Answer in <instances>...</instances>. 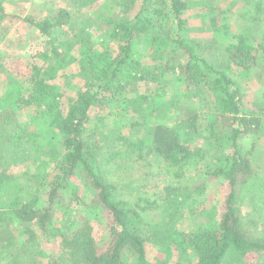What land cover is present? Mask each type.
Masks as SVG:
<instances>
[{"label": "trees", "instance_id": "obj_1", "mask_svg": "<svg viewBox=\"0 0 264 264\" xmlns=\"http://www.w3.org/2000/svg\"><path fill=\"white\" fill-rule=\"evenodd\" d=\"M66 1L78 10L101 2ZM194 3L211 34L202 39L187 34ZM113 5L119 11L96 23L105 31L98 43L86 29L73 36L77 45L53 38L72 25L65 9L28 17L43 50L16 72L0 63L9 79L0 96V264H264V158L256 143L247 153L240 145L251 133L264 138V0ZM137 49L154 64L142 66ZM76 63L79 90L63 104L56 82ZM253 76L261 96L247 113L244 89ZM139 79L156 89L132 93ZM167 79L182 84L193 105L165 100ZM100 109L122 126L95 128ZM199 157L213 160L210 171L186 181ZM208 181L219 186L216 202L205 200ZM184 210L206 211L211 222L180 231ZM103 214L113 221L98 235L90 219Z\"/></svg>", "mask_w": 264, "mask_h": 264}, {"label": "rangeland", "instance_id": "obj_2", "mask_svg": "<svg viewBox=\"0 0 264 264\" xmlns=\"http://www.w3.org/2000/svg\"><path fill=\"white\" fill-rule=\"evenodd\" d=\"M114 2L115 0H101L99 7H94L91 9L90 7H87L86 9L84 8L78 10L74 5L70 4L66 0H0V8H2V10L0 11L1 14H3L4 19L3 22L0 23V34L4 36L2 40L0 39V63H2L5 68L11 73L16 72L18 68H24L26 64L32 60V54H35L39 50H43L40 49L42 47L41 45H39V36L41 35H39V32L34 28V26L29 24L25 19L30 17L34 18L36 21H40L46 17L55 18L56 16H58V11L60 9L67 10L68 13H70L71 18L73 19V22L72 25L68 24L66 27H63L64 30L55 31L54 34H52L54 39H60L62 41L68 40L76 44L77 40H74L73 36L76 32H82L83 29H86L90 34L93 35L94 38L92 39L98 43L100 40H103L105 31L98 29L96 23L97 21L99 22V20H101L99 19V16L111 17L119 11V7L113 5ZM201 10L202 5H196V3H194L193 5H190L189 11L185 14V18L188 19L189 24L188 30L190 29L187 34H189L193 38L198 39H202L211 35L208 29L203 25V20L201 19L203 14ZM72 19L70 20V22L72 21ZM102 28H105V26H103ZM221 38L222 41L219 46V53L224 54L223 51L226 47V42L229 41V37L226 35ZM42 41L43 40H41L40 42ZM143 51L144 50L142 49H137L136 58L139 60L142 66L153 65L154 62L152 61V59L146 56V53ZM73 55L77 58L81 57L78 51H74ZM260 63L264 64V57L260 58ZM78 68V63L72 65L65 72H62L60 78L56 82L59 86H61L60 90L63 92V104L69 103V99L74 98L79 90L77 87L79 85L77 84L76 80ZM8 80L9 79L6 78V75H0V96L5 93ZM170 80L171 81H169L168 79L165 80V83L164 80L160 81L161 84L164 83L163 86H166L168 88L166 91L167 94L164 95L163 98L169 101H176L178 99L179 103L183 107H189L190 105H193L191 101H188L186 99L189 95L185 93L188 91L184 90V86L180 83H175L172 79ZM260 85L261 84L256 79V77L253 76V79L251 77L250 83L245 86V94L243 100V109L245 112L248 113L251 111H257V103L260 101L261 96ZM154 86L152 87L150 84H146V81L139 79L133 86L132 93L139 92L142 94H149L152 90L156 89V86ZM200 95L203 96V93H201ZM95 112L92 113L96 115L94 119L95 122L93 123L95 128H105L110 131L113 130V127L119 126L122 123L120 120H115L112 115H107V109H100ZM27 114L28 113L25 111L17 114V118L22 125H26L29 121V117ZM201 126L203 127H200L199 134L201 137H205L203 135L205 133L204 124L201 123ZM105 133H107V131ZM99 137L102 139V135L97 136L96 139H99ZM259 137L260 133L256 132L242 138L240 144L242 151L244 153H247L256 143L257 150H259L258 154L261 156V158H264V138L260 139ZM200 139L202 138L197 139L195 143H198ZM197 160L198 161H196L195 164L185 169L186 181H203V179L206 178L208 171H210L211 165L214 163L213 160L207 157L205 160H202V158L200 157ZM25 169L30 171L35 170V168L33 169L31 167H25ZM26 170L23 169L21 172H26ZM164 172L165 170L163 171V173ZM138 176H140V173ZM132 179L134 180L135 176L132 177ZM129 182L130 179L125 180L126 184H128ZM195 185L199 186V184L197 183H195ZM205 187L206 191L208 192L206 193L207 198H205V200L207 202L209 201V203L216 202V199L218 198V196H220L219 186L208 181V184ZM132 189L136 191L135 188ZM142 190L145 191L146 188H142ZM85 192H89L91 193L90 195L96 196V192L92 189L82 188L81 193L84 194ZM220 209L221 206L219 207V210ZM193 215L188 213L186 210L183 211V215L181 216V218H179L178 224V228L180 229V231L194 232L199 229L201 224H207L208 221L211 222L210 217L206 213V211H202L201 213L197 212V214ZM90 221L94 223V226L97 229L96 234L99 235L103 230L105 231L108 229L113 220L108 215L105 216L103 214L101 220L97 218L95 219L93 217L90 219ZM145 225L148 226L147 224ZM105 243L103 245V248L106 247ZM51 246L54 247L55 245ZM41 248L45 252L46 250L51 249L49 245L46 247L41 246Z\"/></svg>", "mask_w": 264, "mask_h": 264}]
</instances>
